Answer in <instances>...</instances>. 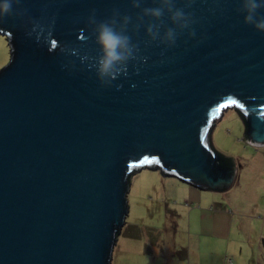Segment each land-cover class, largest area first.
<instances>
[{
  "label": "water",
  "instance_id": "95a60500",
  "mask_svg": "<svg viewBox=\"0 0 264 264\" xmlns=\"http://www.w3.org/2000/svg\"><path fill=\"white\" fill-rule=\"evenodd\" d=\"M187 3L177 0L195 23L170 46L167 10L161 39L146 31L160 21L143 9L163 0H11L7 15L0 0L9 46L0 68V264H111L141 169L202 191L231 189L238 166L211 141L227 109L240 116L245 142L264 146V32L244 23L239 0ZM125 15L136 59L105 83L93 66L97 22L114 18L120 30Z\"/></svg>",
  "mask_w": 264,
  "mask_h": 264
},
{
  "label": "rangeland",
  "instance_id": "374dc122",
  "mask_svg": "<svg viewBox=\"0 0 264 264\" xmlns=\"http://www.w3.org/2000/svg\"><path fill=\"white\" fill-rule=\"evenodd\" d=\"M8 60L9 46L0 35V68ZM243 133L233 109L211 131L215 149L241 169L239 185L227 193L202 191L146 168L133 174L111 264H264V146H249ZM199 208L223 209L230 229L212 233V212Z\"/></svg>",
  "mask_w": 264,
  "mask_h": 264
},
{
  "label": "clouds",
  "instance_id": "9594fccd",
  "mask_svg": "<svg viewBox=\"0 0 264 264\" xmlns=\"http://www.w3.org/2000/svg\"><path fill=\"white\" fill-rule=\"evenodd\" d=\"M134 6L141 7L142 0H133ZM192 0H188L187 7H191ZM164 7H145L144 13L148 16L159 19L160 23H151L146 31L152 40L161 39L160 28L164 25L165 11L170 14L169 19L176 27H167L163 33V41L170 46H174L178 37L182 34L177 29H189L195 23L191 19L192 14L185 12L184 8L177 6V0H163ZM238 11L244 13V23L252 25L255 29L264 32V14L260 10L264 9V0H239ZM11 0H3V14L7 15L11 10ZM143 19V17H140ZM2 20V17H0ZM124 27L120 30L116 25L118 21L114 18L100 20L97 22L95 32V42L100 46V54L95 58L93 66L96 68L98 76L105 83L116 80L119 76L127 72L130 61L136 59L138 45L133 43L131 35L128 34L127 24L131 23L132 17H123ZM137 30L140 25H136ZM191 36H195V30L190 31ZM106 78V79H105ZM119 88L120 85H117Z\"/></svg>",
  "mask_w": 264,
  "mask_h": 264
},
{
  "label": "crops",
  "instance_id": "0c3cea01",
  "mask_svg": "<svg viewBox=\"0 0 264 264\" xmlns=\"http://www.w3.org/2000/svg\"><path fill=\"white\" fill-rule=\"evenodd\" d=\"M225 193H227V192H225ZM198 211H204L206 213L212 212V218H213L212 224H211L212 233L219 232L218 228H220V230H221L220 233H225L227 228L230 229L231 220H230L227 212H225L223 209H212V211H210V210L207 211V210H203V209L199 208ZM173 222H174L173 226H175L177 224V220H175L174 217H173ZM173 240H174V238L172 239L171 242H173Z\"/></svg>",
  "mask_w": 264,
  "mask_h": 264
},
{
  "label": "trees",
  "instance_id": "16d2710c",
  "mask_svg": "<svg viewBox=\"0 0 264 264\" xmlns=\"http://www.w3.org/2000/svg\"><path fill=\"white\" fill-rule=\"evenodd\" d=\"M223 156H225V155H223ZM225 157L227 158V162L229 164H233V163H236L237 162V160L235 158L231 157V156H225ZM239 170H241V169H240L239 164H238V173H237V177H236V180H235V183H234L233 187L238 186L239 183H240V180H239L240 179V174H239L240 172H239Z\"/></svg>",
  "mask_w": 264,
  "mask_h": 264
}]
</instances>
